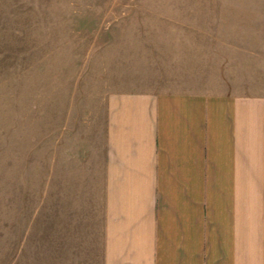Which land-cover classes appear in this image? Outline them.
Masks as SVG:
<instances>
[{"label": "crops", "instance_id": "crops-1", "mask_svg": "<svg viewBox=\"0 0 264 264\" xmlns=\"http://www.w3.org/2000/svg\"><path fill=\"white\" fill-rule=\"evenodd\" d=\"M209 2L141 20L149 79L104 97L98 187L54 202V264H264V94L236 88L237 0Z\"/></svg>", "mask_w": 264, "mask_h": 264}, {"label": "rangeland", "instance_id": "rangeland-1", "mask_svg": "<svg viewBox=\"0 0 264 264\" xmlns=\"http://www.w3.org/2000/svg\"><path fill=\"white\" fill-rule=\"evenodd\" d=\"M209 1L0 0V264H54V202L98 187L104 97L149 79L141 20ZM237 3L236 88L264 94V0Z\"/></svg>", "mask_w": 264, "mask_h": 264}]
</instances>
